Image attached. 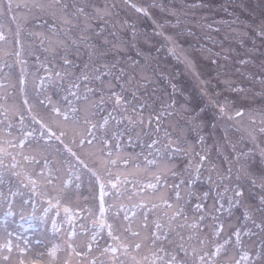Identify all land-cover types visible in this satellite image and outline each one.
<instances>
[{
	"label": "snow or ice",
	"instance_id": "6c2138e0",
	"mask_svg": "<svg viewBox=\"0 0 264 264\" xmlns=\"http://www.w3.org/2000/svg\"><path fill=\"white\" fill-rule=\"evenodd\" d=\"M49 222L50 264H264V0H0V264Z\"/></svg>",
	"mask_w": 264,
	"mask_h": 264
},
{
	"label": "rangeland",
	"instance_id": "374dc122",
	"mask_svg": "<svg viewBox=\"0 0 264 264\" xmlns=\"http://www.w3.org/2000/svg\"><path fill=\"white\" fill-rule=\"evenodd\" d=\"M184 87L186 88H191L190 84H185ZM86 163L89 164V166H92V161L90 159H86L85 160ZM67 178V177H66ZM141 180H143L144 182H147L148 177L146 176H141L140 177ZM47 193H48V197L54 199L57 195V190L48 188L46 189ZM80 192L83 196H89V190L87 189V186H82V188L80 189ZM64 203L69 204V206H75V199L73 198L71 201L65 200ZM83 203V201L81 200V204ZM44 207H48L47 202L44 201L43 202ZM30 211V210H29ZM55 208H51L49 209V215L53 218V219H57V217L55 216ZM61 214H62V208H61ZM43 214V209L42 208H37V215H42ZM16 221L17 223H19V215L16 216ZM30 244H31V250L28 253H25L23 256H19L18 252L16 249L13 250L12 253V259L13 261L17 260V259H24L25 260V264H31L32 261H37L38 264H50V260L51 258L47 255L48 250H50L51 248V243H49V241L52 239V232H51V224L50 222L47 225V229L44 233V236H40L37 234H33L32 230H29L26 233ZM37 240H40L42 243L37 244ZM58 242V241H57ZM19 243L21 244V246H23V241H19ZM5 255H8L7 252H5ZM60 261H63L65 259V255L63 252L59 253L58 256Z\"/></svg>",
	"mask_w": 264,
	"mask_h": 264
}]
</instances>
